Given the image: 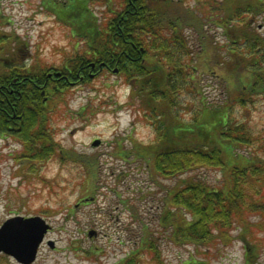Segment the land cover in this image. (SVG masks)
Returning a JSON list of instances; mask_svg holds the SVG:
<instances>
[{
	"label": "trees",
	"instance_id": "obj_1",
	"mask_svg": "<svg viewBox=\"0 0 264 264\" xmlns=\"http://www.w3.org/2000/svg\"><path fill=\"white\" fill-rule=\"evenodd\" d=\"M68 1L71 8L66 3L62 7L68 11L75 35L87 47L84 54L67 58L63 68L50 67L46 73L31 69L25 64L30 58L24 51L27 43L14 32L0 30V140L19 144L23 158L26 154L31 160V169L53 157L58 162L64 158L84 164L85 172L93 177L90 167H98L99 158L61 149L46 128L49 112L71 84L88 83L93 72L117 69L114 74L136 97V108L148 112L146 120L156 131V140L144 149L138 147L134 155L145 161L141 168L149 174L150 185L157 187L155 194H161L153 201L147 222L138 217L143 206L136 209L129 200H120L138 222L132 251L122 264H162L157 236H166L159 232L161 227L170 230L168 237L179 246L208 249L218 232L229 234L232 225L244 230V215L264 219V158L238 157L235 144L248 143L243 126L233 124L224 106H210L205 112L199 109L200 114L182 119L188 108L179 101L195 89L191 82L200 65L203 70L212 69L208 60L218 45L217 34L231 45L223 72L234 81L248 73L247 90L264 94V35L256 32L251 17L264 15V0ZM86 2L107 4L108 18L99 21L91 7L82 5ZM191 36L195 38L192 45ZM101 63L105 68H99ZM52 71L60 72L59 80L47 77ZM230 97L234 105L245 107L242 93ZM121 152L124 158L130 156L127 150ZM216 167L222 171L216 184L194 173ZM160 178L174 183L165 186ZM133 193L136 197L138 192ZM259 194L260 200L255 197ZM122 196L116 190L115 198ZM246 225L250 227V222Z\"/></svg>",
	"mask_w": 264,
	"mask_h": 264
},
{
	"label": "rangeland",
	"instance_id": "obj_2",
	"mask_svg": "<svg viewBox=\"0 0 264 264\" xmlns=\"http://www.w3.org/2000/svg\"><path fill=\"white\" fill-rule=\"evenodd\" d=\"M65 3L70 9L68 0H0V30L21 36L27 43L25 54L30 56L25 64L37 72L46 73L50 67L63 68L67 58L84 54L87 47L68 21V11L62 7ZM83 4L92 8L99 21L104 16L108 18L107 4ZM251 17L256 32L263 36L264 15ZM194 39L191 36L189 40ZM214 40L218 42L214 48L217 55L227 56L231 45L220 34ZM213 52L208 60L212 69L203 70L200 65L191 82L195 89L179 98L180 106L188 108L181 118L190 119L200 114L199 109L205 112L210 106L219 109L224 106L233 124L242 125L246 132L248 143L235 144L238 157L264 158V94L248 91L247 77L233 81L223 73L214 63L217 55ZM237 92L246 99L245 107L232 102L230 95ZM59 97L61 100L49 112L46 128L61 149L99 158L98 167H90L95 175L89 177L84 164L64 158L58 162L54 157L31 169L26 159L23 162L22 148L16 142L0 140V225L16 215L40 216L51 225L46 239L53 242V247L44 243L32 264H122L132 251L138 222L120 200H129L128 204L136 209L143 206L138 217L147 222V214L153 212V201L161 196L155 194L157 187L150 185L149 174L141 168L145 161L134 155L138 147L144 149L156 140V131L146 120L148 112L136 108L133 104L136 97L128 93L123 79L112 71L97 72L88 83L75 82ZM95 138L101 140L97 147L91 145ZM121 150H127L130 156L124 158ZM10 153L13 155L9 156ZM194 173L210 184H216L222 176L219 167L196 169ZM160 179L165 186L174 183ZM116 190L123 194L119 199L115 198ZM134 191L138 192L136 197ZM255 197L263 198L261 194ZM250 215L243 216L244 230L232 225L229 234L218 232L215 243L208 249L179 246L168 237L170 230L158 228L166 236V239L157 236L161 246L159 261L162 264H194V261L264 264V219ZM249 222L250 227L246 225ZM252 223L256 227L251 228ZM0 264L20 263L0 253Z\"/></svg>",
	"mask_w": 264,
	"mask_h": 264
},
{
	"label": "water",
	"instance_id": "obj_3",
	"mask_svg": "<svg viewBox=\"0 0 264 264\" xmlns=\"http://www.w3.org/2000/svg\"><path fill=\"white\" fill-rule=\"evenodd\" d=\"M47 229L48 226L40 217L10 219L0 228V251L13 256L19 262L30 263L34 260Z\"/></svg>",
	"mask_w": 264,
	"mask_h": 264
},
{
	"label": "flooded vegetation",
	"instance_id": "obj_4",
	"mask_svg": "<svg viewBox=\"0 0 264 264\" xmlns=\"http://www.w3.org/2000/svg\"><path fill=\"white\" fill-rule=\"evenodd\" d=\"M102 68V67H101Z\"/></svg>",
	"mask_w": 264,
	"mask_h": 264
}]
</instances>
